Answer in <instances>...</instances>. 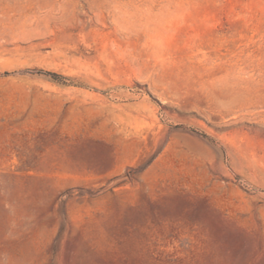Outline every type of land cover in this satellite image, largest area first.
Segmentation results:
<instances>
[{
  "label": "rangeland",
  "instance_id": "1",
  "mask_svg": "<svg viewBox=\"0 0 264 264\" xmlns=\"http://www.w3.org/2000/svg\"><path fill=\"white\" fill-rule=\"evenodd\" d=\"M0 264H264V0H0Z\"/></svg>",
  "mask_w": 264,
  "mask_h": 264
},
{
  "label": "bare ground",
  "instance_id": "2",
  "mask_svg": "<svg viewBox=\"0 0 264 264\" xmlns=\"http://www.w3.org/2000/svg\"><path fill=\"white\" fill-rule=\"evenodd\" d=\"M149 134V133H148Z\"/></svg>",
  "mask_w": 264,
  "mask_h": 264
}]
</instances>
